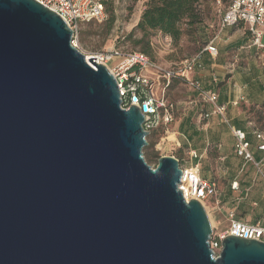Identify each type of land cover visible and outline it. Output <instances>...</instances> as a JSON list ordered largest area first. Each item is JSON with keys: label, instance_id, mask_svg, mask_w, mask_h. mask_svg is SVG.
Returning <instances> with one entry per match:
<instances>
[{"label": "water", "instance_id": "water-1", "mask_svg": "<svg viewBox=\"0 0 264 264\" xmlns=\"http://www.w3.org/2000/svg\"><path fill=\"white\" fill-rule=\"evenodd\" d=\"M34 0H0V264H264L178 190L174 157L144 160L137 107Z\"/></svg>", "mask_w": 264, "mask_h": 264}, {"label": "crops", "instance_id": "crops-1", "mask_svg": "<svg viewBox=\"0 0 264 264\" xmlns=\"http://www.w3.org/2000/svg\"><path fill=\"white\" fill-rule=\"evenodd\" d=\"M243 29L242 26L228 27L216 33L218 56L211 59L203 54V66L192 75L204 88L217 91L219 103L226 107L227 123L212 116L199 126L200 119L195 118L198 106L203 107V112L210 107L198 102L197 94L188 86V95L171 103L176 143L181 144L186 154L195 151L198 155L195 160L177 159L185 167L198 165L201 178L215 184L217 194L209 201L208 213L213 215L214 228L219 233L227 229L230 212L236 220L264 228V153L258 151L260 142L254 136L257 133L264 140V62L260 59L264 54L259 56L258 48L252 45ZM213 76L223 85L218 87L217 83L215 87L211 83ZM225 77L228 78L225 80ZM231 128L246 133L253 160L261 165L260 173L253 163H245L235 156ZM232 183H237V189L231 188Z\"/></svg>", "mask_w": 264, "mask_h": 264}, {"label": "built area", "instance_id": "built-area-1", "mask_svg": "<svg viewBox=\"0 0 264 264\" xmlns=\"http://www.w3.org/2000/svg\"><path fill=\"white\" fill-rule=\"evenodd\" d=\"M34 1L64 21L73 32L72 45L75 47L79 25L89 22H101L105 17L104 5L108 0ZM217 3L219 4V0H217ZM238 23L243 24L249 32L253 46L258 49L264 48L261 42L264 36V0H231L228 8L220 16L217 34ZM216 38L215 35L200 53L185 59L173 69L163 67L139 52H123L116 48H110L104 52L85 57H93L97 64L106 67L114 77L118 87L121 108L137 107L144 116L142 127L148 135L159 128H163L166 131L165 134H167L168 127L174 122V106L165 99L164 93L173 79L185 83L197 94L198 102L210 107L209 111L200 114V121L206 123L212 116H216L223 123H227L226 107L219 103L217 91L214 88L203 90L202 83L192 78L195 71L202 67V53H207L211 59H216L218 54L215 46ZM111 64H115V66L109 67ZM211 83L214 86L217 85L218 80L215 76L211 77ZM231 135L234 139L233 151L235 156L245 163H253L256 171L260 173L261 165L253 160V153L250 149V143L247 141L246 133L231 128ZM254 136L260 142L257 146L258 151L264 153L263 137L257 133ZM188 157L191 160L198 159L195 151H190ZM177 161L179 162L178 159ZM179 168L181 176L178 190L181 191L184 201L194 200L199 202L208 214L209 201L217 194L215 184L201 178L198 165L185 167L179 162ZM231 188L233 190L237 189V183H232ZM227 218L228 227L225 231L219 233L213 227L209 246L214 258L219 256L221 242L227 236L264 242V228L236 220L233 212L228 213Z\"/></svg>", "mask_w": 264, "mask_h": 264}, {"label": "rangeland", "instance_id": "rangeland-1", "mask_svg": "<svg viewBox=\"0 0 264 264\" xmlns=\"http://www.w3.org/2000/svg\"><path fill=\"white\" fill-rule=\"evenodd\" d=\"M146 0H111L107 4L108 12H105V17L101 22H89L80 24L75 39V47L85 56H92L104 52L110 48H116L123 52L137 51L141 52L146 48V41L149 42L151 49L150 58L166 68H175L180 62L197 54L205 45L204 40L212 37L218 29V24L221 14L227 9L231 0H201L199 7L202 12V23L193 28H187L182 25L183 34L177 42L172 41L169 37L158 32H151L147 38H142V34L134 31L140 15L144 9ZM113 13L114 21L109 23L106 21L108 15ZM245 36L252 41L246 28L242 26ZM240 28V27H239ZM141 39V40H140ZM264 45V36L262 38ZM259 56L264 54V48L258 49ZM264 62V57L260 58ZM115 64L109 65L114 67ZM228 77H225V80ZM223 83H218V87ZM159 95V90L157 91ZM187 85L179 80L173 79L169 87L165 90V99L175 104L183 100L187 95ZM195 118H199L203 112V107L198 106ZM178 116L176 115V118ZM205 121H200V125ZM174 125L168 127V133L165 134L163 128L157 129L151 135L146 137V147L142 153L144 160L149 161L150 167H156L160 157H172L179 160L189 159L181 146L176 143V133L173 131ZM184 166V163L180 161ZM212 228L214 227L213 215L208 213Z\"/></svg>", "mask_w": 264, "mask_h": 264}, {"label": "trees", "instance_id": "trees-1", "mask_svg": "<svg viewBox=\"0 0 264 264\" xmlns=\"http://www.w3.org/2000/svg\"><path fill=\"white\" fill-rule=\"evenodd\" d=\"M110 1L111 0H108L105 3L104 12H108L107 4ZM200 1L201 0H146L144 3V9L140 15V19L137 25L135 26L133 32L137 31L140 34H142L141 39L147 38L148 34L151 32H158L164 36L169 37L172 41L177 42L183 34L182 25H185L187 28L190 29L202 23V12L199 7ZM106 21H108L110 24L113 23L114 21L113 13H110L108 15V19ZM237 26L241 27L243 26V24L238 23L233 27H237ZM215 34L209 39L207 38L204 40L205 45L203 46V48L207 45L208 41L215 36ZM145 46L146 48L142 49V51L139 53L145 55L151 61H153L150 58L151 49L148 41H146ZM202 49L198 53H200ZM132 52H137V51H132ZM203 54L205 53H202V56ZM202 56H201V66H203ZM215 87H217V85ZM202 89L208 90L203 86ZM251 146L252 145L250 143V148ZM146 163L148 165L149 161Z\"/></svg>", "mask_w": 264, "mask_h": 264}, {"label": "bare ground", "instance_id": "bare-ground-1", "mask_svg": "<svg viewBox=\"0 0 264 264\" xmlns=\"http://www.w3.org/2000/svg\"><path fill=\"white\" fill-rule=\"evenodd\" d=\"M89 59V57H87L86 58V60H88ZM208 218H209V216H208ZM209 222H210V218H209ZM210 225H211V227H212V224H211V222H210Z\"/></svg>", "mask_w": 264, "mask_h": 264}]
</instances>
